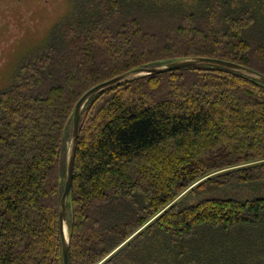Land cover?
Segmentation results:
<instances>
[{
  "label": "trees",
  "instance_id": "trees-1",
  "mask_svg": "<svg viewBox=\"0 0 264 264\" xmlns=\"http://www.w3.org/2000/svg\"><path fill=\"white\" fill-rule=\"evenodd\" d=\"M70 2L0 89V264H63L89 89L191 58L264 76V0ZM65 224L68 264H264V84L197 65L91 97Z\"/></svg>",
  "mask_w": 264,
  "mask_h": 264
},
{
  "label": "rangeland",
  "instance_id": "rangeland-1",
  "mask_svg": "<svg viewBox=\"0 0 264 264\" xmlns=\"http://www.w3.org/2000/svg\"><path fill=\"white\" fill-rule=\"evenodd\" d=\"M70 1L0 0V89L13 81L17 69L29 53L40 46L51 27L69 12ZM238 192L235 190V195L248 194L244 190ZM225 193L230 195L234 191L227 188L199 197H220Z\"/></svg>",
  "mask_w": 264,
  "mask_h": 264
},
{
  "label": "water",
  "instance_id": "water-1",
  "mask_svg": "<svg viewBox=\"0 0 264 264\" xmlns=\"http://www.w3.org/2000/svg\"><path fill=\"white\" fill-rule=\"evenodd\" d=\"M197 65L217 66L220 68H224V69L231 70L233 72L242 74L244 76L251 77L264 84L263 75L258 74L255 71H252L245 67L239 66L237 64L218 60V59H211V58H191V59L173 61L171 63H167V64H164L158 67H144V68H138V69L126 72L120 76H117L113 79H110L106 82H103L101 84H98L92 87L87 92H85L81 96V98L77 101L74 107V111H73L72 133H71V139H70L67 156H66L65 181H64V186H63V192L59 200V230H60V235H61L63 264H68V239L67 237H65L64 230H63L64 225L66 227L65 208H66L67 198L72 188L73 164H74V156H75L76 144H77V139H78L80 114L86 102L91 97L102 92L103 90L111 88L113 86H117L131 79L142 77V76L158 75V74L171 72V71H175V70H179L183 68L194 67Z\"/></svg>",
  "mask_w": 264,
  "mask_h": 264
},
{
  "label": "bare ground",
  "instance_id": "bare-ground-1",
  "mask_svg": "<svg viewBox=\"0 0 264 264\" xmlns=\"http://www.w3.org/2000/svg\"><path fill=\"white\" fill-rule=\"evenodd\" d=\"M66 228H67V227H65V225H64L63 230H64V235H65V237H67V230H66Z\"/></svg>",
  "mask_w": 264,
  "mask_h": 264
}]
</instances>
